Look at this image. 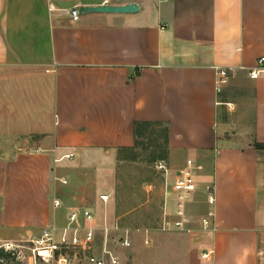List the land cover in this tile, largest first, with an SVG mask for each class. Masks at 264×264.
I'll list each match as a JSON object with an SVG mask.
<instances>
[{
  "label": "crops",
  "instance_id": "0c3cea01",
  "mask_svg": "<svg viewBox=\"0 0 264 264\" xmlns=\"http://www.w3.org/2000/svg\"><path fill=\"white\" fill-rule=\"evenodd\" d=\"M130 3L138 12L76 22L66 13ZM260 58L264 0H0V83L48 86L53 114L48 128L44 118L35 126L32 92L12 94L14 111L0 115V245L65 227L81 211L70 174L94 153L115 160L133 147L135 123L154 122L168 129L170 177L187 160L202 167L190 231H137L139 241L128 233L124 249L116 243L124 234L114 239L110 225L95 222V253L106 227L119 264H264V72L241 80ZM217 67L242 69L219 95ZM230 83L247 94L234 99ZM18 114L24 122L8 128ZM206 185L214 188V234L198 226Z\"/></svg>",
  "mask_w": 264,
  "mask_h": 264
},
{
  "label": "rangeland",
  "instance_id": "374dc122",
  "mask_svg": "<svg viewBox=\"0 0 264 264\" xmlns=\"http://www.w3.org/2000/svg\"><path fill=\"white\" fill-rule=\"evenodd\" d=\"M237 79H233L231 82H235ZM248 79L247 76L241 78V80ZM244 88L246 87L243 85L230 83L228 91L234 99H239L247 94ZM16 89L19 91L17 92ZM6 92L10 95L9 98H4ZM32 92L37 98L34 109L35 126L39 123L42 124V118H44L45 128H48L49 120H52L53 117L51 111L52 93L48 86L43 87L40 83L33 85H21L16 82L0 83V115H9L10 111H14L12 94L18 93L22 98L25 95H32ZM25 106V103L21 104L19 101L17 110L21 112L26 109ZM18 117L19 114L17 119L6 120L8 121L7 127L11 128L12 122L14 124L16 122L18 125L22 124L24 120ZM3 121L0 119V124ZM152 131H157V129L149 130V132ZM151 152L152 149L137 151L138 158L132 162H120L116 157L113 160L101 153H94L81 168H77L78 171L74 175L70 174L78 184L75 186L76 193L81 197L80 206L77 209L91 210L97 227L105 223L110 225L114 231V239L126 231L133 240L139 241L140 238L133 235L137 231H160L162 208L166 190L170 186V175L165 176L155 170L154 166L158 160L152 163L148 161ZM100 195H108L109 201L103 204L99 200ZM170 234L173 233L161 235L169 237ZM100 236L97 235V243ZM32 248L28 238L4 243L0 245V264H34ZM75 264H87L85 256H81L80 262H75Z\"/></svg>",
  "mask_w": 264,
  "mask_h": 264
},
{
  "label": "built area",
  "instance_id": "2783aa9c",
  "mask_svg": "<svg viewBox=\"0 0 264 264\" xmlns=\"http://www.w3.org/2000/svg\"><path fill=\"white\" fill-rule=\"evenodd\" d=\"M78 6L69 9L66 13L73 22L78 21L80 15ZM238 69L214 68L216 81L215 93H222L223 87L228 81L234 78ZM264 72V58L256 62V67L247 71V77L250 80H256ZM228 107V105H226ZM158 173L165 176L169 175L168 164L166 160H158L154 166ZM202 170L193 160H187L172 177H170V186L166 190L164 204L162 208L161 224L159 230L164 233H188L193 223V216L190 214V206L193 204L194 196L198 192V183L196 174ZM64 183V182H63ZM206 196L207 210L204 214L198 216V226L200 232L204 234H214L217 232L214 213V188L212 185L204 187ZM99 200L106 204L109 201L108 195H100ZM58 201L53 202L54 208H60ZM81 219L83 224L79 225ZM95 217L91 210L83 209L73 211L67 216V224L62 229L54 226L44 228L39 235L29 240L33 246L32 260L34 264H75L76 261L85 256L87 264H119V260L107 248V235L109 229L104 227V234L101 240L99 255L96 250V233L99 231L95 224ZM116 243L124 249L131 246L128 238V232L116 240ZM148 245V240H145ZM212 252H203L202 260H209Z\"/></svg>",
  "mask_w": 264,
  "mask_h": 264
},
{
  "label": "trees",
  "instance_id": "16d2710c",
  "mask_svg": "<svg viewBox=\"0 0 264 264\" xmlns=\"http://www.w3.org/2000/svg\"><path fill=\"white\" fill-rule=\"evenodd\" d=\"M157 131L149 132V130ZM134 145L131 149L118 150L116 159L120 162L136 161L138 158L137 151H146L152 149L150 163L156 160L166 159L168 129L161 123L137 122L134 124ZM264 149V146H259Z\"/></svg>",
  "mask_w": 264,
  "mask_h": 264
},
{
  "label": "water",
  "instance_id": "95a60500",
  "mask_svg": "<svg viewBox=\"0 0 264 264\" xmlns=\"http://www.w3.org/2000/svg\"><path fill=\"white\" fill-rule=\"evenodd\" d=\"M139 6L136 3H130L122 6H81L78 8L80 16L87 14H134L138 12Z\"/></svg>",
  "mask_w": 264,
  "mask_h": 264
}]
</instances>
